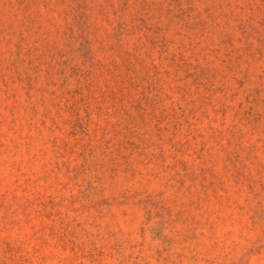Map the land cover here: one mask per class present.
Wrapping results in <instances>:
<instances>
[{"label": "rangeland", "instance_id": "obj_1", "mask_svg": "<svg viewBox=\"0 0 264 264\" xmlns=\"http://www.w3.org/2000/svg\"><path fill=\"white\" fill-rule=\"evenodd\" d=\"M0 264H264V0H0Z\"/></svg>", "mask_w": 264, "mask_h": 264}]
</instances>
